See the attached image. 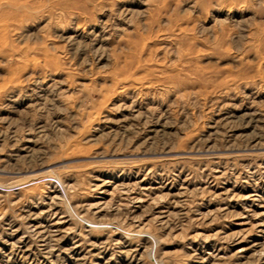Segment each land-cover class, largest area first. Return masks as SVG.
<instances>
[{
    "label": "rangeland",
    "instance_id": "1",
    "mask_svg": "<svg viewBox=\"0 0 264 264\" xmlns=\"http://www.w3.org/2000/svg\"><path fill=\"white\" fill-rule=\"evenodd\" d=\"M0 264H264V0H0Z\"/></svg>",
    "mask_w": 264,
    "mask_h": 264
}]
</instances>
